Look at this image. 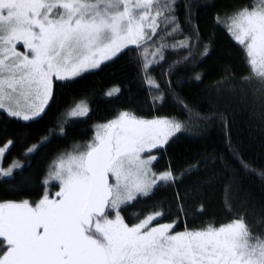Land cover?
Masks as SVG:
<instances>
[{"label":"snow or ice","instance_id":"6c2138e0","mask_svg":"<svg viewBox=\"0 0 264 264\" xmlns=\"http://www.w3.org/2000/svg\"><path fill=\"white\" fill-rule=\"evenodd\" d=\"M202 7L197 0H0V111L8 120L0 126V183L15 180L31 167L24 161L90 118L87 96L73 97L51 125L34 133L32 125L57 105L56 83L75 84L129 57L150 103L148 115L112 109L110 118L93 124L89 139L61 148L36 198L13 189L16 198L0 199V264H264V232L249 222L247 201L233 195L239 184L234 173L223 189V220L197 223L214 175L180 191L189 176L223 157L154 167L157 154L192 128L215 120L227 128L235 106L264 126V0H239L213 18L237 44L243 66L240 75L231 66L222 69L213 85L216 106L194 113L177 91L176 76L189 66L202 81L196 68L213 47L199 25ZM120 95L119 86L104 93ZM169 99L187 119L157 114ZM17 145L19 158L5 165ZM228 147L241 170L256 173L238 145L229 139ZM161 189L174 191L175 211L155 200L128 215Z\"/></svg>","mask_w":264,"mask_h":264},{"label":"trees","instance_id":"16d2710c","mask_svg":"<svg viewBox=\"0 0 264 264\" xmlns=\"http://www.w3.org/2000/svg\"><path fill=\"white\" fill-rule=\"evenodd\" d=\"M238 2L239 0H197L200 5L206 6L196 11L202 35L205 38L209 36L212 38L213 47L209 55L196 68L197 72L203 74L202 81L194 80L195 73L190 66L186 70L180 71L176 76V80L180 82L177 91L194 113L204 114L216 106L213 85L221 79L222 69L225 66H231L238 75L243 74L237 44L228 35L224 26L216 24L213 19L218 12L223 13L230 5ZM179 15L183 17L182 10ZM169 58L171 59V56ZM102 68V71H96L94 74H85L75 84L66 87L59 83L54 85L58 96L57 105L48 112L43 120L32 125L34 133H39L46 125H51L58 110L68 105L73 97L87 96L92 108L90 118H84L82 121L72 124L67 131L66 138L54 139L53 143L43 149L39 155L30 161H24L25 164L30 163L31 167H26L21 174H17L15 180L9 183H0V199L16 198L12 192L13 189L22 190L24 194H31L32 198H36V194L42 191L41 182L56 153L61 148L69 147L73 141L83 142L89 139L93 134V124L106 117L110 118L112 109L132 107L142 115L149 114L150 103L147 89L138 79L133 62L129 57L116 59L114 63L109 62L106 67L102 66ZM113 86H119L122 90V95L118 99L104 96L105 91ZM157 114H172L178 115L182 119L188 118L187 114L171 99L158 110ZM6 123L8 120L5 114L0 111V126ZM229 139L232 144L240 147L241 155L252 168L256 169V173L243 171L235 163L228 147ZM21 150L22 146L17 145L5 161V165L12 158H19ZM208 156L223 157V162L217 159L214 168L212 165L206 166L200 172L189 176L185 180V184L180 186V191L183 194L184 187L190 186L208 175L215 176L212 186L205 193L206 211L203 216L197 217V223L201 220H223L225 218L223 189L228 180L232 179L229 176V172H232L239 181L238 190L233 195H239L247 201L249 222L259 225L258 232H264V225L259 224L260 217L264 214V177L258 174L264 172V126L252 115L250 110L243 106H235L227 128L219 120H215L207 126L201 125L192 128L180 135V138L167 152L158 153V160L154 163V167L157 170H163L170 163L179 167L187 160L196 162V160ZM54 189L51 188V191ZM155 200H166L173 205V211H175L174 191L161 189L153 200L148 201L147 204L143 202L138 204L135 209L129 210L128 215L134 211L145 210ZM185 206L191 207V203L186 202ZM189 226H192L191 216H189ZM178 229L182 230L183 224L178 225Z\"/></svg>","mask_w":264,"mask_h":264},{"label":"rangeland","instance_id":"374dc122","mask_svg":"<svg viewBox=\"0 0 264 264\" xmlns=\"http://www.w3.org/2000/svg\"><path fill=\"white\" fill-rule=\"evenodd\" d=\"M157 156H158V154H157ZM154 163H155V162H154ZM53 183H55V182H53ZM52 189H53V188H52ZM56 190H57V189L55 188L54 191H56ZM54 191H53V192H54ZM162 222H163V221H162Z\"/></svg>","mask_w":264,"mask_h":264}]
</instances>
